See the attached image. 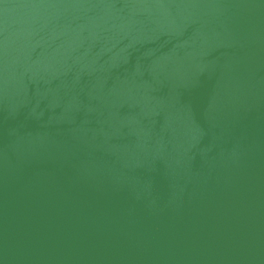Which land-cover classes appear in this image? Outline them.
Masks as SVG:
<instances>
[{
  "label": "water",
  "instance_id": "water-1",
  "mask_svg": "<svg viewBox=\"0 0 264 264\" xmlns=\"http://www.w3.org/2000/svg\"><path fill=\"white\" fill-rule=\"evenodd\" d=\"M0 264H264V0H0Z\"/></svg>",
  "mask_w": 264,
  "mask_h": 264
}]
</instances>
